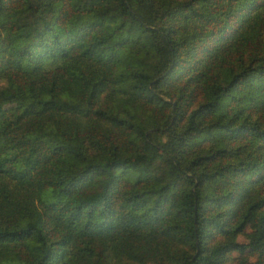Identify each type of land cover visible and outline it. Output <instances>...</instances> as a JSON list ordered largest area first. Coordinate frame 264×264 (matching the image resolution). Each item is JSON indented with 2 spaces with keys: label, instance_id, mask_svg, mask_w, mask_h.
<instances>
[{
  "label": "trees",
  "instance_id": "16d2710c",
  "mask_svg": "<svg viewBox=\"0 0 264 264\" xmlns=\"http://www.w3.org/2000/svg\"><path fill=\"white\" fill-rule=\"evenodd\" d=\"M0 83V264H264V0H0Z\"/></svg>",
  "mask_w": 264,
  "mask_h": 264
},
{
  "label": "rangeland",
  "instance_id": "374dc122",
  "mask_svg": "<svg viewBox=\"0 0 264 264\" xmlns=\"http://www.w3.org/2000/svg\"><path fill=\"white\" fill-rule=\"evenodd\" d=\"M134 34V33H133ZM137 36L138 34L135 33ZM127 38V37H124ZM134 60H131L130 62H133ZM1 84V83H0ZM5 109L7 110H12L14 108L17 107V103H15L14 101H6L4 103L3 106ZM255 231V227L253 225H249L247 226V228L243 231V233H241L238 237V240L241 242H249L250 238H251V234ZM231 262L230 264H243V263H251L254 262L255 260V256L252 252L247 251L243 254H239V253H232L231 255ZM229 264V263H228Z\"/></svg>",
  "mask_w": 264,
  "mask_h": 264
}]
</instances>
